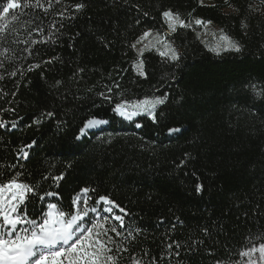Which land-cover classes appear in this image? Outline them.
I'll return each instance as SVG.
<instances>
[{
  "label": "trees",
  "instance_id": "1",
  "mask_svg": "<svg viewBox=\"0 0 264 264\" xmlns=\"http://www.w3.org/2000/svg\"><path fill=\"white\" fill-rule=\"evenodd\" d=\"M7 2L0 0V183L16 178L36 189L23 214L39 220L48 203L75 213L73 197L84 188L94 190L90 206L111 199L125 210L113 209L125 226L109 215L97 231L106 232L100 238L116 264H239L264 243L261 0H16L21 6L4 16ZM167 10L210 20L241 51H210L202 27L169 33ZM148 30L180 59L139 56L131 45ZM156 97L164 102L155 120L114 111ZM90 120L101 126L88 130ZM47 192L55 195L41 201Z\"/></svg>",
  "mask_w": 264,
  "mask_h": 264
},
{
  "label": "snow or ice",
  "instance_id": "2",
  "mask_svg": "<svg viewBox=\"0 0 264 264\" xmlns=\"http://www.w3.org/2000/svg\"><path fill=\"white\" fill-rule=\"evenodd\" d=\"M224 2L227 3L228 0H224ZM199 3L203 6V0H199ZM261 3H264V0H261ZM20 6L16 0H8L7 5L2 7V12L4 16H7L10 9ZM229 6L231 7V5ZM82 7V4H77V11ZM253 10L258 11V9ZM162 17L169 33H175L178 28H193V26L206 28L212 23L210 20L193 18L191 13H189L190 19L186 21L180 13L172 10L164 11ZM244 26L246 27V25ZM197 34L199 35V33ZM151 35L150 30L145 31L137 39L136 44L142 43ZM156 40L157 42H163L165 50H158L161 57H166L173 62L180 59L170 41L162 38L159 33H157ZM219 41L223 42V45L218 42L214 48L209 49L215 51L217 55H220L221 51H241L240 44L224 34L223 30H221ZM150 43L144 45V48L138 49L139 56H143L145 49L150 50ZM136 44H132L131 47L135 49ZM134 68L138 75H146L143 70V60H138L134 64ZM163 102V98L156 97L153 100L146 99L127 106L125 103H117L114 111L126 119L146 113L155 120L154 109ZM48 115H51V113ZM98 123L100 121L90 120L87 126L92 127ZM3 126V123L0 122V127ZM178 131L179 129L170 130V132ZM81 134L83 135V131ZM28 147H31V145ZM24 155L27 157V153H24ZM62 178V176L53 177L57 181ZM196 190L200 191L201 186L197 185ZM89 191L94 190L84 188L81 189L80 194L73 197L72 204L76 207L75 213H66L59 209L57 204L48 203L47 211L43 212L40 219L37 220L28 218L26 214H23V209L20 208L21 205L25 204L28 194L35 193L36 189L33 186L19 182L16 178L0 183V264H116L115 257L108 255L112 250L100 238L102 235H106V232L97 231V229H103L104 224L92 223L89 220L86 223H90L91 226L86 227L82 222H85V217H88L90 212L97 213L101 211L108 213L119 222L120 227H124V217L114 215L113 209H118L120 212H125V210L105 196H100L96 201V204L102 205L101 208L90 206L87 196ZM54 195L53 192H47L39 196V199L43 201L45 196L51 197ZM81 205H83L82 208ZM92 219H96V217ZM111 231L116 232L117 229L113 227ZM257 251L264 259V243L258 249L253 247L250 250L251 253ZM250 252H244L243 255L249 256Z\"/></svg>",
  "mask_w": 264,
  "mask_h": 264
},
{
  "label": "rangeland",
  "instance_id": "3",
  "mask_svg": "<svg viewBox=\"0 0 264 264\" xmlns=\"http://www.w3.org/2000/svg\"><path fill=\"white\" fill-rule=\"evenodd\" d=\"M212 3V0H203V4L204 5H210ZM152 35L149 36L147 39H145L142 43L140 44H136V49H141L144 48V45L149 44L150 43V50H155L158 52V50L160 51H164V46H163V42H157L156 40V33L151 32ZM215 34V35H213ZM221 31L218 27L209 24L206 28L202 27V32H201V38L202 41L207 45V47L210 48H214L217 43L219 42L221 45H223V42L219 41V37H220ZM162 38L166 39L163 35H160ZM145 51H149L148 49H145ZM177 52V51H176ZM214 53H216L215 51H213ZM225 52V51H221L220 53ZM178 53V52H177ZM131 110V109H129ZM141 114H146V113H141ZM119 115V114H118ZM140 115V114H139ZM119 117H121L122 119H125L127 121H132L135 120L137 116L132 117L131 119H126L122 116L119 115ZM89 130L94 129V128H88ZM83 207V205H81V208ZM108 216L104 217L103 215H101L99 212L97 213H89L88 217H85V222L84 226L86 227H90V223H86L87 221L91 220L92 223L95 222H101L102 219H109V214L107 213ZM93 217H96V219H92ZM113 219V218H112ZM96 220V221H95ZM257 249L259 248L256 247ZM246 252H250V250L246 251ZM239 264H264V259L261 258L259 251L255 252V253H251L249 256H245L243 255L242 260Z\"/></svg>",
  "mask_w": 264,
  "mask_h": 264
},
{
  "label": "bare ground",
  "instance_id": "4",
  "mask_svg": "<svg viewBox=\"0 0 264 264\" xmlns=\"http://www.w3.org/2000/svg\"><path fill=\"white\" fill-rule=\"evenodd\" d=\"M101 125L100 124H97V125H95V126H92V127H88V128H94V129H96V128H99ZM87 128V129H88ZM89 130V129H88Z\"/></svg>",
  "mask_w": 264,
  "mask_h": 264
}]
</instances>
